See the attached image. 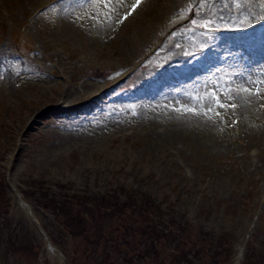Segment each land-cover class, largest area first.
I'll list each match as a JSON object with an SVG mask.
<instances>
[{"label":"rangeland","instance_id":"rangeland-1","mask_svg":"<svg viewBox=\"0 0 264 264\" xmlns=\"http://www.w3.org/2000/svg\"><path fill=\"white\" fill-rule=\"evenodd\" d=\"M53 1L0 0V264H173L172 247L145 258L126 218L114 231L84 215L60 236L33 201L40 181L167 195L199 242L223 232L231 264H264V26L232 32L264 19L261 0Z\"/></svg>","mask_w":264,"mask_h":264},{"label":"trees","instance_id":"trees-1","mask_svg":"<svg viewBox=\"0 0 264 264\" xmlns=\"http://www.w3.org/2000/svg\"><path fill=\"white\" fill-rule=\"evenodd\" d=\"M2 187L0 177V191H2ZM36 190L38 191L33 194L24 191L25 197L29 195L31 197V194L32 197L34 196V203L43 212L51 216V227L54 232L58 229L59 232L56 231V233L60 236L70 239L79 236L69 222L80 221L83 225L85 221L83 222L82 216L84 215L91 217L90 223L97 221L115 222L116 224L119 220L126 218L132 223L133 234L136 236V233H139V238L146 241L145 258H148L149 251L158 256L161 250L172 247L173 264H195L204 254L208 256V264H231L233 251L231 252L232 247L223 232L214 234L213 240L215 242L212 245L208 239L209 232L205 230L199 242L200 230L198 226L202 227L203 225L198 223L195 214L189 215L190 213L178 205L177 200L171 201L167 195L149 197L132 190L124 183L114 184L110 188L106 186L104 189L95 192L70 190L64 185L50 189L40 181ZM71 206H76L79 209V217L64 221V218L67 217L65 210H70ZM187 207L188 203L185 204L186 209ZM4 222V219H0V225H4ZM80 222H76V224ZM116 226L114 231L119 230L121 223L116 224ZM82 227L84 228V226ZM86 229L87 227L80 232L84 233ZM122 230L126 229L122 228ZM51 236L53 238V233L50 230L49 237ZM8 238H11L9 242H12L10 245L14 255L29 250L30 247H27L23 238L14 236L12 233L8 235ZM112 241L116 243L117 239L114 238ZM197 245L200 246L196 247ZM35 254H38V250ZM135 259L144 260V256L137 255ZM247 260L245 258L242 264H253Z\"/></svg>","mask_w":264,"mask_h":264},{"label":"snow or ice","instance_id":"snow-or-ice-1","mask_svg":"<svg viewBox=\"0 0 264 264\" xmlns=\"http://www.w3.org/2000/svg\"><path fill=\"white\" fill-rule=\"evenodd\" d=\"M261 6L264 7V0H261ZM262 18H264V17H262ZM216 103L219 105V107H225V105L221 104L219 100H217ZM231 107H235V105H231ZM209 111H210V109H209Z\"/></svg>","mask_w":264,"mask_h":264},{"label":"bare ground","instance_id":"bare-ground-1","mask_svg":"<svg viewBox=\"0 0 264 264\" xmlns=\"http://www.w3.org/2000/svg\"><path fill=\"white\" fill-rule=\"evenodd\" d=\"M27 214H30L29 211H26Z\"/></svg>","mask_w":264,"mask_h":264}]
</instances>
